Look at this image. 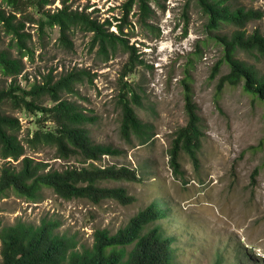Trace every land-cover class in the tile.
<instances>
[{
	"label": "rangeland",
	"instance_id": "374dc122",
	"mask_svg": "<svg viewBox=\"0 0 264 264\" xmlns=\"http://www.w3.org/2000/svg\"><path fill=\"white\" fill-rule=\"evenodd\" d=\"M66 1L72 9L100 22L110 21L113 31L124 25L130 45L137 47L144 63L124 77L129 53L122 47L102 55L97 46L92 47V34L77 29L71 35L73 47L66 48L57 27L41 35L36 24L28 23L33 53L23 58L24 71L17 82L29 87L51 77L56 81L72 71L88 72L76 86L75 95L65 93L64 98L76 101L91 117L85 127L95 143L123 152L117 157L104 156L97 164L128 166L141 180L104 183L126 188L135 197L131 204L112 199L99 204L88 199L65 200L50 189H44L41 200L33 202L11 192L0 199L2 225L57 220L61 222L58 232L76 238L82 249L92 246L97 229L116 232L155 204L167 211L156 224L175 237L176 264H264V103L241 85L227 84L218 91L221 77L230 71L226 63L214 75L224 57L217 35L231 34L234 28L222 25L211 30L198 0H148L150 10L145 17L135 2L127 18L129 0ZM230 2L264 13V0ZM0 6L6 8V3L0 0ZM61 6L57 0L46 9ZM256 29L264 32V16L246 27L248 33ZM2 37L5 47L10 37ZM238 57L264 74L263 57L242 51ZM11 81L0 73V87ZM124 82H131L140 93L142 106H136L137 112L152 126V137L145 145L121 135L118 95ZM186 82L192 88L204 134L199 162L183 152L182 174L177 176L169 151L175 132L188 122ZM44 104L50 107L54 103L47 98ZM12 114L23 124L21 137L27 128L38 127L33 115ZM26 155L47 163L48 169L86 165L78 157L69 162L58 158L55 148L49 146L27 147ZM5 163L0 158V168Z\"/></svg>",
	"mask_w": 264,
	"mask_h": 264
},
{
	"label": "trees",
	"instance_id": "16d2710c",
	"mask_svg": "<svg viewBox=\"0 0 264 264\" xmlns=\"http://www.w3.org/2000/svg\"><path fill=\"white\" fill-rule=\"evenodd\" d=\"M56 1L3 0L6 8L0 6V73L12 79L7 87H0V158L7 162L0 168V199L12 192L27 201L37 202L43 190L50 189L65 200L88 199L99 204L112 199L131 204L135 197L129 195L126 188L104 186V183L138 182L141 178L137 171L128 166L97 164L104 156L117 157L123 152L95 143L85 127L91 117L76 101L64 98L65 93L75 95L76 86L85 80L88 72L72 71L56 81L51 77L29 87L17 82L24 71L23 58L33 53L29 44L32 35L26 28L28 23L36 24L41 35L48 28L57 27L59 40L66 48L73 47L71 35L77 29L92 34V47L97 46L102 55L108 56L122 47L129 53L124 77L144 63L137 47L130 45L124 25H119L117 32L113 31L110 21L100 22L84 11L74 10L66 0H61L62 6L56 10L46 9ZM135 2L139 3L142 15L147 16L148 0H129L126 18ZM198 2L208 16L211 30L222 25L234 28L231 34L217 35L224 47V57L216 65L214 75L223 62L230 69L221 77L218 91L222 92L227 84L241 85L246 93L264 103V74L238 57L242 51L264 58V32L256 29L248 33L246 30L249 22L260 20L264 13L233 6L230 0ZM2 34L10 37L5 47ZM184 88L188 122L175 132L169 151L170 164L177 176L182 174L180 157L183 152L188 153L194 163L199 162L198 152L204 134L192 88L188 82ZM118 96L122 112L121 135L129 142L137 138L141 145L147 144L152 137V126L137 112L136 106H142L140 93L131 82H124ZM47 98L54 103L50 107L44 104ZM14 111L33 115L38 127L27 128L21 137L23 124L12 114ZM40 146L55 148L57 157L64 161L78 157L86 165L48 169L47 163L26 155L27 147ZM12 161L19 163L12 165ZM166 212L152 204L116 232L109 228L97 229L92 246L82 249L76 238L58 232L61 222L57 220L43 219L38 225L19 221L3 226L0 222V264H176V239L156 224L167 216Z\"/></svg>",
	"mask_w": 264,
	"mask_h": 264
}]
</instances>
